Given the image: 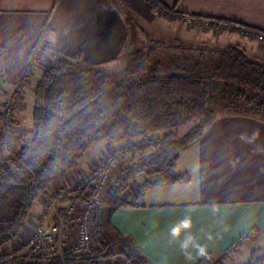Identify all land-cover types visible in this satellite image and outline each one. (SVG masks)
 Listing matches in <instances>:
<instances>
[{
    "label": "trees",
    "instance_id": "trees-1",
    "mask_svg": "<svg viewBox=\"0 0 264 264\" xmlns=\"http://www.w3.org/2000/svg\"><path fill=\"white\" fill-rule=\"evenodd\" d=\"M153 3L170 21L190 17L158 0ZM191 17L221 24L224 30L253 40L263 36L264 42V30L247 24ZM46 38L44 34L34 47L26 69V78L36 79L31 136L0 130V249L22 232L38 198L49 199L50 185L75 171L94 144L125 138L131 142L129 153L134 160L108 190L102 204L103 225L98 210L95 229L100 250L88 256H123L130 264H152L135 239L113 225V215L123 206H132L125 194L139 176L150 177L175 167L180 155L219 116L264 121V63L250 57L239 44L166 46L151 40L139 47L137 37H132L124 56L126 74L120 78L103 66L65 56H58L37 77L36 65L44 54ZM14 115L15 110L8 108L1 119L15 125ZM185 123L190 129L180 136L178 130ZM5 148H9L7 155L3 154ZM149 185L148 179L142 187ZM242 241L229 252L236 253ZM13 263L29 264L25 256L16 257ZM65 263L78 260L67 256L54 258L51 264ZM198 264L226 263L223 258L207 256ZM246 264H264V247L253 249Z\"/></svg>",
    "mask_w": 264,
    "mask_h": 264
},
{
    "label": "crops",
    "instance_id": "crops-1",
    "mask_svg": "<svg viewBox=\"0 0 264 264\" xmlns=\"http://www.w3.org/2000/svg\"><path fill=\"white\" fill-rule=\"evenodd\" d=\"M158 1L190 17L227 19L264 30V0ZM131 16L143 32L156 29L155 24L173 32L171 45L239 44L250 57L264 63V42L232 32L211 39L208 32H197L185 18L166 19L153 0H0V100L20 85L33 100L36 81L26 78V69L44 34L45 51L36 65L37 77L58 56L114 68L127 53ZM151 40L163 41V37L157 33ZM126 142L116 138L94 144L79 167L59 176L48 192L70 188L95 161ZM164 178L175 182L144 187L141 196L130 201L132 206H123L112 217L118 231L131 235L152 264H198L207 256L234 264L246 250L250 256L253 249L264 247V121L219 116L180 155L175 167L150 177L139 176L135 182ZM49 199L38 198L24 229L6 248L17 249L34 234ZM69 203L59 201L58 206L64 210ZM185 217L191 220L189 231L196 242L186 250L181 247L186 232L175 239L170 235V229ZM240 240L242 246L230 253Z\"/></svg>",
    "mask_w": 264,
    "mask_h": 264
},
{
    "label": "built area",
    "instance_id": "built-area-1",
    "mask_svg": "<svg viewBox=\"0 0 264 264\" xmlns=\"http://www.w3.org/2000/svg\"><path fill=\"white\" fill-rule=\"evenodd\" d=\"M187 18L188 22L192 24L194 18ZM260 40H263V36L260 37ZM20 88L21 86L16 87L14 92L18 93ZM114 148L111 149L109 156L103 157L102 161L96 163L90 174L88 172L83 174L80 180L70 188L61 189L57 192V195L48 203L47 209L42 215V221L39 222L34 234L22 244L19 255H25L38 264H41L43 259L48 258L65 259L67 256L93 255L95 248H93L92 227L96 221L95 208H97L98 201L90 189H95L103 184L114 169L117 159L123 157L125 153H129L131 142L128 141ZM186 179L183 177V180ZM149 181L152 185H167L174 183L175 179H149ZM142 185L143 183H140L141 187ZM64 200H69L70 203L63 208L64 210H61L58 203ZM82 202L85 207H83L82 212H78V203ZM92 257L90 264H100L98 262L100 259L95 256Z\"/></svg>",
    "mask_w": 264,
    "mask_h": 264
},
{
    "label": "rangeland",
    "instance_id": "rangeland-1",
    "mask_svg": "<svg viewBox=\"0 0 264 264\" xmlns=\"http://www.w3.org/2000/svg\"><path fill=\"white\" fill-rule=\"evenodd\" d=\"M133 18H134L133 16L129 17L130 40L132 37H137L138 38L137 43L139 47L145 45L144 43L141 45V39H144L145 43H149L151 41V37H157V33L159 37H163V41L161 42L164 45L166 46L171 45L169 43V40H171L174 37V34H172L173 32H170L168 30L167 31L160 30L158 28V25L155 24L154 27H156V29L154 28L151 30V29L146 28L147 30L144 31L145 32L144 33L143 30L138 26V24L134 20H132ZM185 19L187 20L188 18H185ZM192 25L194 26L195 30H197V32H208V35L212 36L211 39H217L215 37H220L221 35H223V33L229 32V31L224 30L223 25L218 24V23L212 24L210 21H206V20L194 19V21L192 22ZM202 35L203 37H207V34L205 33H203ZM259 41L262 42L261 40ZM37 49L39 50L41 48L37 47ZM127 52H128V48H127ZM261 58L264 61V54L262 55ZM127 62H128L127 59H125L124 61L122 60L119 64H116L114 68L110 67V68H107V70L110 72H113L116 78H120L126 74V68L128 65ZM35 81L36 79H34V82ZM33 85L35 86V84ZM28 87L30 86L27 85V88ZM24 89L25 88L21 86L20 91L18 93L14 92V89H13V91L10 92L9 96L7 97L5 96L3 97L2 100H0V130L7 131V132L12 131L15 133L17 132L18 134H21L25 136L26 138H29L31 136V131H32L31 117H32V112H33V100L29 96H27L28 94L24 92ZM8 108H12L13 110H15V115L13 117V121L15 120L17 122L15 125L6 124L1 119V114L3 113V111H5ZM189 129H190V124L188 123L183 124L178 130L179 135L183 136L184 134L188 132ZM160 137L161 135L155 136V138L157 139ZM113 149L115 148H112V150ZM8 153H9V148H5L3 151V154L7 155ZM110 153L111 152H108L107 154H105V156H109ZM102 160L103 159H100V160L98 159L97 161H95V163L93 164V168L95 167L96 163ZM133 160L134 158L132 157V155H130V153H125L123 157L117 159L114 169L112 170L111 174L109 173V175L107 176L103 184H101L100 187H96L95 189L93 188L90 189V192L96 196V199L98 201L97 208H95L96 209L95 211L96 219H97L99 207L102 206L104 199L108 193V189L110 188V185H112L115 182V180L121 174L123 169L129 164H131ZM90 172L91 170H88V174H90ZM79 180L77 179L76 182H78ZM55 190L56 191L53 194L49 193L51 198L49 199L48 203L50 202V200L54 198L55 195H57V192H59L61 189L55 188ZM141 193H142V187L140 186V183L134 182L132 186L127 190L125 194V199L127 201H133L136 198L140 197ZM78 205H79L77 207L78 212H82V209L83 207H85V204L82 202V203H78ZM34 212H33V215H34ZM53 220H54V217H53ZM95 223L96 222H94L93 227H92V232H93L92 240H93V248H95L94 253L97 254L98 251L100 250V246H99V242L96 236ZM22 244L19 245L17 249L16 248L11 249V248H6V247L2 248L3 250L0 251V264H14L13 263L14 259L16 257L22 256V255H19V251H20V248L22 247ZM245 254L246 255L244 257H239V261L234 264H246L250 256L247 250L245 251ZM25 257L27 258V262L29 264H38L37 262H34L33 260L28 259L27 256ZM98 259H100L98 261L100 264H120V263L130 264L123 256H114V257L98 258ZM53 260L54 258L52 259L48 258L46 260L43 259L41 264H51ZM78 262H80V264H90L91 263L90 261H78Z\"/></svg>",
    "mask_w": 264,
    "mask_h": 264
},
{
    "label": "clouds",
    "instance_id": "clouds-1",
    "mask_svg": "<svg viewBox=\"0 0 264 264\" xmlns=\"http://www.w3.org/2000/svg\"><path fill=\"white\" fill-rule=\"evenodd\" d=\"M190 228H191V220L189 217H185L183 220H181L178 224L174 225L170 229V235L174 239L179 238L182 231L186 232L184 240L181 244V247L185 250L188 249L190 246L193 247L196 246L195 238L191 235V232L189 231Z\"/></svg>",
    "mask_w": 264,
    "mask_h": 264
},
{
    "label": "water",
    "instance_id": "water-1",
    "mask_svg": "<svg viewBox=\"0 0 264 264\" xmlns=\"http://www.w3.org/2000/svg\"><path fill=\"white\" fill-rule=\"evenodd\" d=\"M99 221H100L101 225H103L105 223V207L104 206H101L99 208ZM90 257H92V256H79V257H71V258L74 260L81 261V260H85V259L90 258Z\"/></svg>",
    "mask_w": 264,
    "mask_h": 264
}]
</instances>
